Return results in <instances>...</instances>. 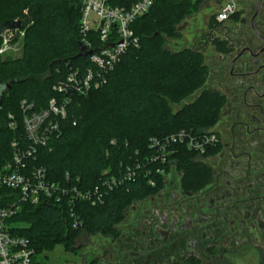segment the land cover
I'll use <instances>...</instances> for the list:
<instances>
[{
    "label": "trees",
    "instance_id": "1",
    "mask_svg": "<svg viewBox=\"0 0 264 264\" xmlns=\"http://www.w3.org/2000/svg\"><path fill=\"white\" fill-rule=\"evenodd\" d=\"M202 1L159 0L137 19L133 27L140 45L128 49L103 87L73 96L68 117L60 121L61 134L40 147L30 164L44 167L51 180L64 181L69 173L72 181L78 178L77 183L89 188L104 171L114 174L150 156L153 137L212 128L222 99L202 90L208 78L203 54L191 47L174 51L166 47L168 39L178 36L184 15ZM9 20L22 22L24 37L22 55H0V87L5 88L0 106V166L11 160L14 139L27 141L20 102H34L35 109L42 110L50 99L62 98L54 86L71 70L85 72L92 66L88 56L76 57L82 44L80 7L75 1L0 0V25ZM9 114L17 122L16 129L9 127ZM216 151L217 147L209 148L205 158ZM173 158L174 170L182 174L186 188L198 190L211 180L209 168L186 146L178 145ZM147 166L153 169L155 164ZM166 170L172 173V165ZM145 173V167L138 169L135 180L110 191L98 205L74 204L77 226L71 208L27 204L11 218L20 224L16 233L31 240L36 254L57 244L76 252L82 235L114 233L133 201L164 183L165 177L160 176L151 186Z\"/></svg>",
    "mask_w": 264,
    "mask_h": 264
},
{
    "label": "flooded vegetation",
    "instance_id": "2",
    "mask_svg": "<svg viewBox=\"0 0 264 264\" xmlns=\"http://www.w3.org/2000/svg\"><path fill=\"white\" fill-rule=\"evenodd\" d=\"M236 1L226 22L211 19L187 42L204 55L202 90L222 99L217 151L202 161L211 180L189 189L173 170L103 235L98 264H237L245 252L264 261V0Z\"/></svg>",
    "mask_w": 264,
    "mask_h": 264
},
{
    "label": "built area",
    "instance_id": "3",
    "mask_svg": "<svg viewBox=\"0 0 264 264\" xmlns=\"http://www.w3.org/2000/svg\"><path fill=\"white\" fill-rule=\"evenodd\" d=\"M73 1L80 7L81 46L92 51L87 55L92 66L85 72H81L79 68L71 70L65 80L54 86V90L62 98L50 99L46 108L36 110L34 102H20L27 141L22 143L14 139L11 143V160L0 166V264H35L36 253L31 240L16 233L20 224L11 220L23 211L25 205L52 203L71 208V215L75 217L77 226L80 225V220L72 209L77 202L85 201L92 206L102 203L110 191L126 181L135 180L141 167H145L144 175L148 183L155 186L157 177H166L170 173L166 166L172 165V169H175L173 156L178 145L196 152L197 159H204L208 149L215 147L217 142L214 128L203 129L198 133L183 129L153 137L150 141V156L114 174L104 171L100 181L89 188L79 184L78 178L72 181L69 173H66L64 181H55L48 177L44 167L31 165L30 161L35 158L38 149L48 146L54 137L61 134L60 121L68 117V106L73 96L103 87L108 81L109 73L128 49L140 45V38L135 34L133 25L159 0ZM236 9V0L224 1L214 13L215 21L226 22ZM16 37L23 39V28L9 29L2 35L1 56L15 46L11 43ZM9 117L12 119L9 127L16 129L17 122L13 114H9ZM151 163L155 164L153 169L147 166Z\"/></svg>",
    "mask_w": 264,
    "mask_h": 264
},
{
    "label": "rangeland",
    "instance_id": "4",
    "mask_svg": "<svg viewBox=\"0 0 264 264\" xmlns=\"http://www.w3.org/2000/svg\"><path fill=\"white\" fill-rule=\"evenodd\" d=\"M211 12L212 7H210L208 3L203 2L199 4L195 11L191 13L188 12V14L184 15L179 25H182L186 19H189V24L186 31L181 33L178 30V36L168 39L166 47L172 51L184 47H191L190 44L187 45V42H192V39L189 35L190 31L195 30L196 27L203 25L212 27V22L214 21L211 20L213 19V16H210ZM11 44H15V46L10 48L9 52L2 56L5 58H15L22 55L23 39L16 37ZM14 48L17 50L15 51ZM195 50H197V47H195ZM202 59L204 61V55ZM103 235L109 234L82 235L77 241L79 248L76 252L73 250H67L63 244H57L52 249L36 254L34 256L35 264H87L89 261L94 259V264H98V262L103 260L102 256L97 258V256L101 255L100 248L103 244L102 240L108 238ZM256 261L257 259L255 256L245 255L241 259L237 260V264H256Z\"/></svg>",
    "mask_w": 264,
    "mask_h": 264
},
{
    "label": "water",
    "instance_id": "5",
    "mask_svg": "<svg viewBox=\"0 0 264 264\" xmlns=\"http://www.w3.org/2000/svg\"><path fill=\"white\" fill-rule=\"evenodd\" d=\"M22 28V22L20 20H9V21H5L4 23H2L0 25V34L4 35L5 32L9 29H21ZM181 29V25L178 26V30ZM92 51L90 50H86L84 46H81V49L79 51V53L76 55V57H80V56H87L89 54H91ZM5 91L4 87H0V106L2 103V93Z\"/></svg>",
    "mask_w": 264,
    "mask_h": 264
},
{
    "label": "crops",
    "instance_id": "6",
    "mask_svg": "<svg viewBox=\"0 0 264 264\" xmlns=\"http://www.w3.org/2000/svg\"><path fill=\"white\" fill-rule=\"evenodd\" d=\"M224 1H226V0H203L201 3H203V2H204V3H208V4L210 5V7H212V9H214L215 12H216V10L220 8L221 4H222ZM215 12H214V13H215ZM214 13H213V20L215 21V19H214ZM212 128H213V127H212ZM209 157H210V156H208V157H206V158H204V159H199V160L203 161V160H205V159H207V158H209ZM245 255H251V253H249V252H245V253H244V256H245ZM252 256H255V257H256V259H257L256 264H264V261L262 262L261 258H260L258 255H252Z\"/></svg>",
    "mask_w": 264,
    "mask_h": 264
}]
</instances>
